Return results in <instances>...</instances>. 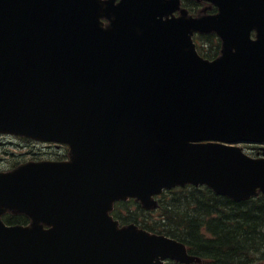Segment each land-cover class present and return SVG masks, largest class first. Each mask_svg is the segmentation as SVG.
<instances>
[{
    "label": "water",
    "instance_id": "1",
    "mask_svg": "<svg viewBox=\"0 0 264 264\" xmlns=\"http://www.w3.org/2000/svg\"><path fill=\"white\" fill-rule=\"evenodd\" d=\"M0 0V131L67 143L71 161L0 173V264H183V243L131 224L115 202L154 210L164 189L264 193V0ZM104 20L109 23L105 25ZM215 33V60L194 35ZM255 36L253 37V34ZM8 211L34 223L9 226Z\"/></svg>",
    "mask_w": 264,
    "mask_h": 264
},
{
    "label": "trees",
    "instance_id": "2",
    "mask_svg": "<svg viewBox=\"0 0 264 264\" xmlns=\"http://www.w3.org/2000/svg\"><path fill=\"white\" fill-rule=\"evenodd\" d=\"M202 40L200 52L206 58H216L220 53L216 36ZM246 204L236 206L208 189L189 187L165 193L156 211H145L129 200L118 203L114 215L122 223H135L177 239L191 254L214 264H259L264 260V206L259 200ZM9 222L22 225L27 219L12 216Z\"/></svg>",
    "mask_w": 264,
    "mask_h": 264
},
{
    "label": "flooded vegetation",
    "instance_id": "3",
    "mask_svg": "<svg viewBox=\"0 0 264 264\" xmlns=\"http://www.w3.org/2000/svg\"><path fill=\"white\" fill-rule=\"evenodd\" d=\"M185 1L189 2L190 5H188L189 8L187 9L194 16L217 13V9L215 7H211V5L206 2L197 0H182V6L185 5ZM9 146L13 149H19L22 152L12 153V156L19 155V157L14 160L15 162L11 167L3 168V171H9L30 161L62 162L69 159V149L67 146L43 143L26 137L0 134V150ZM262 148L263 146L261 145H248V149L254 157L262 156ZM3 152L7 155L9 154L8 150H4Z\"/></svg>",
    "mask_w": 264,
    "mask_h": 264
},
{
    "label": "rangeland",
    "instance_id": "4",
    "mask_svg": "<svg viewBox=\"0 0 264 264\" xmlns=\"http://www.w3.org/2000/svg\"><path fill=\"white\" fill-rule=\"evenodd\" d=\"M1 148V147H0ZM8 150L9 154L7 155L6 153H4L3 151ZM22 151L19 149H13L10 146L7 148H2L0 150V170L3 171V168H7V167H11L12 164L15 162L14 160H16L19 155L17 156H12V153H21Z\"/></svg>",
    "mask_w": 264,
    "mask_h": 264
}]
</instances>
